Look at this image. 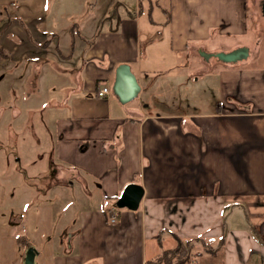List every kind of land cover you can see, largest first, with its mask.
<instances>
[{"label":"crops","instance_id":"crops-1","mask_svg":"<svg viewBox=\"0 0 264 264\" xmlns=\"http://www.w3.org/2000/svg\"><path fill=\"white\" fill-rule=\"evenodd\" d=\"M263 1L0 0L3 48L17 40L20 49H34L14 58L4 53L6 67L26 70L31 64L42 72L40 84L45 79L55 89L68 88L65 98L51 101L57 111L48 114L56 176L47 185L57 196L80 187L98 204L71 210L69 217L63 213L68 219L54 228L44 261H38L39 247L47 248L43 235H49L44 218L35 221L28 240L27 225L12 216L11 224L22 225L12 241L34 248V264H145L161 249L174 248L176 238L189 241L198 256L187 264H264ZM155 7L167 15L171 52L201 56L203 42L218 36L238 37L228 52L248 49L244 60L218 61L226 97L212 114L144 112L109 95L97 97L113 83L118 65L145 73L140 63L149 58L144 46L150 35L140 31V20L144 9L151 20ZM76 35L83 52H74ZM139 74L140 95L145 87ZM93 99L97 105L86 108ZM128 184L143 189L138 210L119 209L111 224L110 209ZM24 258L0 264H23Z\"/></svg>","mask_w":264,"mask_h":264},{"label":"rangeland","instance_id":"rangeland-1","mask_svg":"<svg viewBox=\"0 0 264 264\" xmlns=\"http://www.w3.org/2000/svg\"><path fill=\"white\" fill-rule=\"evenodd\" d=\"M166 17L160 7L154 8L151 20L147 17V10L142 11L140 31L150 35V41L144 46L149 50V58L140 63V67L145 69L143 75L139 74L135 65L130 69L135 76L139 74L140 85L145 88L135 100L123 106H139L144 112L181 113L191 117L210 115L215 111L214 106L219 98L226 97V92H221L219 86L218 60L212 57L205 61V57L195 52H171L170 30L164 24ZM5 26L0 21V31ZM76 37L74 52H83L86 46L82 45L77 35ZM237 38H210L203 42L206 48L204 53L216 54V49L228 52L231 43L235 39L237 41ZM24 44L28 43L23 41L22 45ZM18 45L17 40H7L6 48H3L0 42V243L4 244L0 246V262L19 259L28 248H32H20L12 241L13 237L17 240L23 224L28 227L27 239L30 240V234L35 230V221L44 218L43 228L49 235L46 238L43 235L47 248L45 245L39 247L38 258V261H44L51 252L48 244L53 240L54 228H59L62 221L68 219L62 216L63 213L69 217L71 210L77 212L81 208L98 205L95 202L93 205L90 196L80 187L72 192L58 191L57 196L56 191L47 185L56 176L53 136L51 137L54 121L48 120V114L50 111H57L53 107L50 109L51 101L65 98L68 88L55 89L51 87L54 84L45 79L40 84L38 81L42 72L31 70V64L26 70H21L24 67L22 65L18 66V70L7 68L4 53L14 58L19 52L26 51ZM29 47L28 52L34 51L30 45ZM142 50L144 51L143 46ZM212 64L216 65L211 68L209 65ZM19 76L23 78L20 79ZM71 81L72 78L69 83ZM34 84L36 88L33 87ZM106 87L110 92L108 97L116 101L111 90L112 83ZM97 102L93 99L85 107L92 108L90 105L96 106ZM224 103L225 101L221 105L225 106ZM96 113H100V109ZM92 193L91 197L94 198L95 192ZM12 216L21 217L22 225L18 221L11 224ZM36 235L38 237V233Z\"/></svg>","mask_w":264,"mask_h":264},{"label":"water","instance_id":"water-1","mask_svg":"<svg viewBox=\"0 0 264 264\" xmlns=\"http://www.w3.org/2000/svg\"><path fill=\"white\" fill-rule=\"evenodd\" d=\"M262 14L264 16V1L262 2ZM248 49L238 48L231 52H218L216 54L201 53V56L208 59L213 57L223 64H234L247 58ZM112 94L122 105L128 104L135 100L140 93V86L131 72L129 65L120 64L115 68L114 80L112 83ZM143 197V189L136 184H128L121 192L120 196L113 205L115 209H127L132 212L138 210L139 203ZM36 251L28 248L25 253L23 264H34Z\"/></svg>","mask_w":264,"mask_h":264},{"label":"trees","instance_id":"trees-1","mask_svg":"<svg viewBox=\"0 0 264 264\" xmlns=\"http://www.w3.org/2000/svg\"><path fill=\"white\" fill-rule=\"evenodd\" d=\"M261 227H264V225H262ZM176 241L177 243L174 248L170 250L161 249V252L157 258H155L154 260L145 261V264H187L191 261H196L198 256L192 255L190 250V242L187 241L183 243L178 238H176ZM196 241L201 242L202 240ZM219 241L222 243L221 240ZM213 251L210 252L212 253Z\"/></svg>","mask_w":264,"mask_h":264},{"label":"built area","instance_id":"built-area-1","mask_svg":"<svg viewBox=\"0 0 264 264\" xmlns=\"http://www.w3.org/2000/svg\"><path fill=\"white\" fill-rule=\"evenodd\" d=\"M109 93L110 92H109L107 87H102L97 91L96 95L98 98H104V97H107L109 95ZM110 212H111V214L109 216V222L111 224H115L117 222V218H118V210L115 208H111Z\"/></svg>","mask_w":264,"mask_h":264}]
</instances>
